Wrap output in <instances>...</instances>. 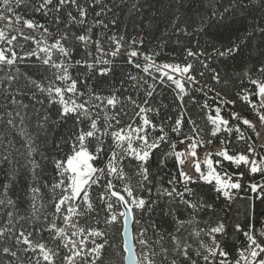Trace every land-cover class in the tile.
Here are the masks:
<instances>
[{
	"label": "snow or ice",
	"instance_id": "6c2138e0",
	"mask_svg": "<svg viewBox=\"0 0 264 264\" xmlns=\"http://www.w3.org/2000/svg\"><path fill=\"white\" fill-rule=\"evenodd\" d=\"M176 3L149 50L115 11L151 30L149 0H0V264H264V0H208L195 27Z\"/></svg>",
	"mask_w": 264,
	"mask_h": 264
},
{
	"label": "trees",
	"instance_id": "16d2710c",
	"mask_svg": "<svg viewBox=\"0 0 264 264\" xmlns=\"http://www.w3.org/2000/svg\"><path fill=\"white\" fill-rule=\"evenodd\" d=\"M119 2V0H117ZM149 2L153 5L151 10L145 9V15H150L151 12H156V20L154 21V27L149 30L146 25H141L140 23V16L138 14L129 13V8L124 7L123 5L122 10L116 9V15L118 19L120 20V31H126L128 35L135 36L138 33L141 32V29H143V35L146 39V46L147 49H151L154 46V42L159 38L164 31L165 27L169 24L171 19L173 18V15L176 13L177 8L179 7L176 3V0H163V3L160 2V0H149ZM126 3L130 6L132 3V0H126ZM171 5V6H170ZM202 5V6H201ZM208 6V0H184V8H183V15L184 17L190 18L193 22V27L197 26L200 21V15L204 13L205 8ZM237 29L243 30L242 25L239 22L233 23L231 20L226 21L224 23H216L211 25L210 27H207L205 29V32L201 35L196 36V39L200 41V46L204 47L206 50L211 51L213 47H221L222 45H227L229 41L235 39V36L238 34ZM191 31V29H190ZM176 36L172 35L171 33L168 34L165 39H167V43L163 46V52L162 55L159 57L160 61H168L171 62L172 60L179 61L181 59L180 56V48L175 43ZM247 50L245 52V59L247 58ZM254 56L255 53H252ZM244 61L241 58H237L235 60H226V59H217L213 62L212 66L217 67L219 71L222 73H226L230 76H234L236 73L242 71V64ZM219 87V86H217ZM229 94L231 95V90H229ZM170 93L168 91H164L162 98L164 99V102L167 103L168 99H170ZM198 100H202L203 98L200 96V94L197 93ZM211 103V101H210ZM188 107L192 114L195 116V118L198 119V121L201 123V126L203 127L205 125V120L202 118L203 114L199 113L198 110L191 105L188 104ZM243 106L237 105L236 110H240ZM226 114V112H225ZM207 131V129H205ZM216 143H219L217 141ZM233 149L240 148L242 149L244 147L243 144H237L234 143L232 145ZM161 153H156V157H159ZM152 167L155 170L156 169V160L154 159L152 161ZM225 168L228 171H234V166L225 164ZM243 170V169H241ZM175 168L173 167L171 161L168 164V168L161 171V175H164L165 180L168 178L167 173H174ZM259 179V177H257ZM26 187V185L23 182V179H21L20 184L15 188L14 195H22V190ZM254 195V194H253ZM220 207H223V203L218 201L217 202ZM241 215L238 217V222L244 223V215H243V206L244 201H241ZM235 207V206H234ZM237 222V221H234ZM257 230H259L260 225H256ZM135 234V229H133V235ZM242 239V236L239 234H233L232 240L230 241V244L239 245L240 240ZM119 243V241H116ZM137 250L139 251V246H137Z\"/></svg>",
	"mask_w": 264,
	"mask_h": 264
},
{
	"label": "built area",
	"instance_id": "2783aa9c",
	"mask_svg": "<svg viewBox=\"0 0 264 264\" xmlns=\"http://www.w3.org/2000/svg\"><path fill=\"white\" fill-rule=\"evenodd\" d=\"M216 146L218 147L219 146V143H216Z\"/></svg>",
	"mask_w": 264,
	"mask_h": 264
}]
</instances>
